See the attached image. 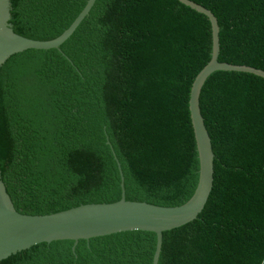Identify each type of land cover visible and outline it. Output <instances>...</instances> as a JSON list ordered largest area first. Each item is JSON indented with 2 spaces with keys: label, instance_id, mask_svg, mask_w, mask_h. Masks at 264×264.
<instances>
[{
  "label": "trees",
  "instance_id": "16d2710c",
  "mask_svg": "<svg viewBox=\"0 0 264 264\" xmlns=\"http://www.w3.org/2000/svg\"><path fill=\"white\" fill-rule=\"evenodd\" d=\"M88 1L10 0V24L55 40ZM190 1L217 19L218 61L264 70V0ZM211 50L209 19L178 0H97L60 49L12 55L0 67V181L14 209L117 202L120 169L126 201L186 203L200 171L190 89ZM199 103L214 186L195 221L164 232L159 264H262L264 79L215 72ZM156 245L128 231L38 243L0 264H154Z\"/></svg>",
  "mask_w": 264,
  "mask_h": 264
},
{
  "label": "water",
  "instance_id": "95a60500",
  "mask_svg": "<svg viewBox=\"0 0 264 264\" xmlns=\"http://www.w3.org/2000/svg\"><path fill=\"white\" fill-rule=\"evenodd\" d=\"M96 1L89 0L81 14L60 37L51 41H38L15 33L10 24L11 2L0 0V67L12 55L27 49H60L90 14ZM178 1L206 16L212 29L211 59L195 77L190 90V118L200 160L199 182L192 198L183 205L175 207L126 201L124 178L118 166L121 173V199L119 201L81 205L48 215H26L14 209L0 181V261L38 243L72 240L75 246L79 240H90L126 231H146L157 234V248L153 263L159 264L163 233L195 221L203 212L213 189L215 153L199 103L202 87L208 77L218 71L243 72L264 79V70L218 61L220 47L216 17L211 11L193 1Z\"/></svg>",
  "mask_w": 264,
  "mask_h": 264
},
{
  "label": "bare ground",
  "instance_id": "6f19581e",
  "mask_svg": "<svg viewBox=\"0 0 264 264\" xmlns=\"http://www.w3.org/2000/svg\"><path fill=\"white\" fill-rule=\"evenodd\" d=\"M182 5H183V4H182ZM85 7H86V6H85ZM93 7H94V6H93ZM83 10H84V9H83ZM197 13H198V12H197ZM80 14H81V13H80ZM205 17H206V16H205ZM219 45H220V44H219ZM228 64H229V63H228ZM206 65H207V64H206ZM206 65H205V66H206ZM205 66H204V67H205ZM204 67H203V68H204ZM251 67H252V66H251ZM203 68H202V69H203ZM254 68H255V67H254ZM202 69H201V70H202ZM257 69H258V68H257ZM201 70H200V71H201ZM200 71H199V72H200ZM212 74H214V73H212ZM197 75H198V74H197ZM197 75H196V76H197ZM196 76H195V77H196ZM194 79H195V78H194ZM193 81H194V80H193ZM204 84H205V83H204ZM203 86H204V85H203ZM191 87H192V86H191ZM202 88H203V87H202ZM190 90H191V89H190ZM200 93H201V92H200ZM189 99H190V97H189ZM189 112H190V110H189ZM201 112H202V111H201ZM190 119H191V118H190ZM192 124H193V123H192ZM196 142H197V141H196ZM214 179H215V165H214ZM213 186H214V184H213ZM212 190H213V189H212ZM193 195H194V193H193ZM193 195H192V196H193ZM210 195H211V194H210ZM191 198H192V197H191ZM191 198H190V199H191ZM190 199H189V200H190ZM200 214H201V213H200ZM126 232H128V231H126ZM166 232H167V231H166ZM119 233H120V232H119ZM163 234H164V233H163ZM156 248H157V245H156ZM263 262H264V261H263ZM262 264H263V263H262Z\"/></svg>",
  "mask_w": 264,
  "mask_h": 264
}]
</instances>
